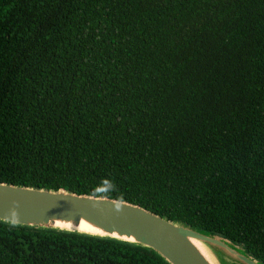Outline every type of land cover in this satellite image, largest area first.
<instances>
[{"label": "trees", "instance_id": "1", "mask_svg": "<svg viewBox=\"0 0 264 264\" xmlns=\"http://www.w3.org/2000/svg\"><path fill=\"white\" fill-rule=\"evenodd\" d=\"M0 182L122 198L264 264V0H0ZM0 264L169 263L0 221Z\"/></svg>", "mask_w": 264, "mask_h": 264}, {"label": "water", "instance_id": "2", "mask_svg": "<svg viewBox=\"0 0 264 264\" xmlns=\"http://www.w3.org/2000/svg\"><path fill=\"white\" fill-rule=\"evenodd\" d=\"M0 221L128 242L157 252L169 264H262L220 236L163 218L141 206L65 190L0 182ZM82 224L93 231L79 230Z\"/></svg>", "mask_w": 264, "mask_h": 264}, {"label": "clouds", "instance_id": "3", "mask_svg": "<svg viewBox=\"0 0 264 264\" xmlns=\"http://www.w3.org/2000/svg\"><path fill=\"white\" fill-rule=\"evenodd\" d=\"M115 190L116 189H115V185L113 182L109 180H104L102 181L101 185H98L97 187L93 189V192L97 195H101V194H108ZM121 202H122V198H121Z\"/></svg>", "mask_w": 264, "mask_h": 264}, {"label": "bare ground", "instance_id": "4", "mask_svg": "<svg viewBox=\"0 0 264 264\" xmlns=\"http://www.w3.org/2000/svg\"><path fill=\"white\" fill-rule=\"evenodd\" d=\"M79 230H81V231H88V232H92V231H93L92 228L88 227V226L85 225V224H82V225L80 226ZM200 247H201V249H202L207 255H209V253H208V249H207L205 246H203V245L200 244ZM209 256H210V255H209Z\"/></svg>", "mask_w": 264, "mask_h": 264}, {"label": "rangeland", "instance_id": "5", "mask_svg": "<svg viewBox=\"0 0 264 264\" xmlns=\"http://www.w3.org/2000/svg\"><path fill=\"white\" fill-rule=\"evenodd\" d=\"M214 257H215V256H214ZM214 257H213V258H214ZM214 259H215V258H214ZM216 263H218V261H217V260H216ZM218 264H219V263H218Z\"/></svg>", "mask_w": 264, "mask_h": 264}]
</instances>
